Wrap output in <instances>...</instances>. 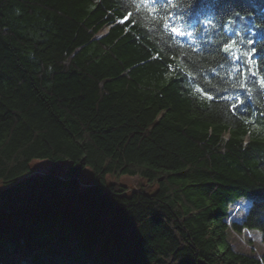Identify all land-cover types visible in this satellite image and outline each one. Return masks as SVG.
<instances>
[{
  "label": "trees",
  "instance_id": "obj_1",
  "mask_svg": "<svg viewBox=\"0 0 264 264\" xmlns=\"http://www.w3.org/2000/svg\"><path fill=\"white\" fill-rule=\"evenodd\" d=\"M242 228L264 246V0H0V264H264Z\"/></svg>",
  "mask_w": 264,
  "mask_h": 264
},
{
  "label": "rangeland",
  "instance_id": "obj_2",
  "mask_svg": "<svg viewBox=\"0 0 264 264\" xmlns=\"http://www.w3.org/2000/svg\"><path fill=\"white\" fill-rule=\"evenodd\" d=\"M235 24V25H234ZM225 28L229 35L231 36L230 41L225 44L228 45L232 42L234 43V46L228 50L225 51L224 46V52L230 56L233 52L244 51V49L240 48V40L237 43L236 42V32L245 33L248 30L252 31V26L248 24L247 17H244V15H241L239 17L231 16L229 17L225 22ZM107 31V28L101 30L98 33V36L104 34ZM252 38L243 39V42L247 40V44L249 41H251ZM245 43V44H246ZM252 57H249V64L252 65ZM69 161L67 159H58V160H51L49 158H33L30 161V166L32 169V174H41L44 172H53L59 177H64L66 175V170L68 168ZM78 182L79 185L84 186L88 185L92 181V172L90 167L86 166L81 173L78 175ZM106 184H117L119 186H122L126 189L127 192L135 189H139L142 187H145L147 192L152 193L153 190L156 188L155 185H147L146 180L143 177L137 176V175H129V174H119V175H110L108 174L105 177ZM251 198L249 197H243L241 200L236 201L237 203L232 207L230 210V216L235 219L240 218L245 209L247 208ZM229 240L231 244L234 246L235 249L241 250V251H249L254 250V253H261L264 249V246L260 242L259 234L256 231H250L248 229L242 228L241 232L237 233L231 230Z\"/></svg>",
  "mask_w": 264,
  "mask_h": 264
},
{
  "label": "snow or ice",
  "instance_id": "obj_3",
  "mask_svg": "<svg viewBox=\"0 0 264 264\" xmlns=\"http://www.w3.org/2000/svg\"><path fill=\"white\" fill-rule=\"evenodd\" d=\"M125 19H127V17H126ZM173 32H176V29H173ZM178 34H179V33H178ZM234 43H235V42H232V43L226 45V46H225V51L230 50V49L234 46Z\"/></svg>",
  "mask_w": 264,
  "mask_h": 264
},
{
  "label": "water",
  "instance_id": "obj_4",
  "mask_svg": "<svg viewBox=\"0 0 264 264\" xmlns=\"http://www.w3.org/2000/svg\"><path fill=\"white\" fill-rule=\"evenodd\" d=\"M201 264H204L203 262H200Z\"/></svg>",
  "mask_w": 264,
  "mask_h": 264
},
{
  "label": "bare ground",
  "instance_id": "obj_5",
  "mask_svg": "<svg viewBox=\"0 0 264 264\" xmlns=\"http://www.w3.org/2000/svg\"><path fill=\"white\" fill-rule=\"evenodd\" d=\"M246 229V228H245Z\"/></svg>",
  "mask_w": 264,
  "mask_h": 264
}]
</instances>
